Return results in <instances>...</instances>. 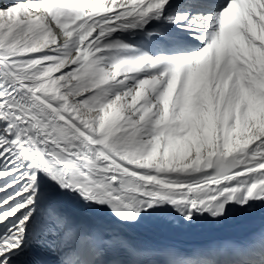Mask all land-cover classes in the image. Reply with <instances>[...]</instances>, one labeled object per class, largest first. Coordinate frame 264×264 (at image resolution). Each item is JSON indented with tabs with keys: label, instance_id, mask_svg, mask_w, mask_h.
<instances>
[{
	"label": "snow or ice",
	"instance_id": "1",
	"mask_svg": "<svg viewBox=\"0 0 264 264\" xmlns=\"http://www.w3.org/2000/svg\"><path fill=\"white\" fill-rule=\"evenodd\" d=\"M258 208L264 0H0V264H264V221L191 249L130 235Z\"/></svg>",
	"mask_w": 264,
	"mask_h": 264
},
{
	"label": "bare ground",
	"instance_id": "2",
	"mask_svg": "<svg viewBox=\"0 0 264 264\" xmlns=\"http://www.w3.org/2000/svg\"><path fill=\"white\" fill-rule=\"evenodd\" d=\"M5 2H8V0H5ZM259 209L260 208H258L253 213H235L222 224L201 222L191 227H141L138 229H133L130 234H146L144 239L151 241L166 239V237L162 234L166 233L172 236L178 242H182L184 244H188L187 240L191 238L197 242H202L210 236H220L222 239H226L229 236L242 237L245 235V231L250 229H258L261 225V222L264 219V211L258 214ZM65 210L69 214H72L78 223L93 225V223L96 221L77 211L71 204H67L65 206Z\"/></svg>",
	"mask_w": 264,
	"mask_h": 264
}]
</instances>
